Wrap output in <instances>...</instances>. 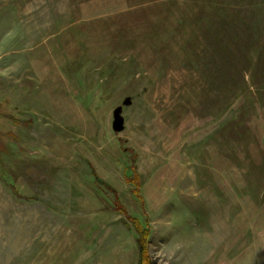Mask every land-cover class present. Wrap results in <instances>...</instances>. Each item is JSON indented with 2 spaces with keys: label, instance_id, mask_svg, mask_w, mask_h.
<instances>
[{
  "label": "rangeland",
  "instance_id": "rangeland-1",
  "mask_svg": "<svg viewBox=\"0 0 264 264\" xmlns=\"http://www.w3.org/2000/svg\"><path fill=\"white\" fill-rule=\"evenodd\" d=\"M0 264H264V0H0Z\"/></svg>",
  "mask_w": 264,
  "mask_h": 264
}]
</instances>
